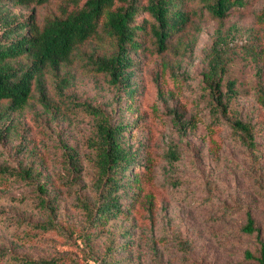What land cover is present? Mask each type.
Here are the masks:
<instances>
[{
    "label": "rangeland",
    "instance_id": "rangeland-1",
    "mask_svg": "<svg viewBox=\"0 0 264 264\" xmlns=\"http://www.w3.org/2000/svg\"><path fill=\"white\" fill-rule=\"evenodd\" d=\"M63 2L36 9L6 3L3 10L21 19L35 12L41 22ZM187 6L192 18L183 34L193 44L180 48L174 36L160 53L147 40L132 53L130 98L107 75L91 71L86 55L98 50L87 43L67 67L72 82L62 92L47 76L50 107L36 92L27 108L7 119L0 166L29 168L33 176H0V264H23L20 256L102 264L109 246L116 247L111 264H257L246 253L256 254L264 241V0H250L222 22L200 0ZM216 41L238 92L230 113L254 126L255 152L212 112L204 72ZM84 102L114 124L131 122L124 140L137 152L123 177L129 187L120 200L123 212L101 223L90 213L101 202L98 117L78 106ZM69 149L78 168L70 165ZM248 211L260 233L242 231Z\"/></svg>",
    "mask_w": 264,
    "mask_h": 264
},
{
    "label": "trees",
    "instance_id": "trees-1",
    "mask_svg": "<svg viewBox=\"0 0 264 264\" xmlns=\"http://www.w3.org/2000/svg\"><path fill=\"white\" fill-rule=\"evenodd\" d=\"M49 1L0 0V138L8 129L5 127L7 119L27 108L36 92L44 106L50 107L47 76L57 79L62 92L72 82L66 73L67 67L75 63L82 54L81 46L87 43H93L98 50L86 55L91 71L107 75L109 83L117 90H124L129 98L134 91L130 82V68L135 65L133 52L139 51L149 39H153L160 53L171 47L170 41L174 36H177L175 44L180 48H188L192 43V38L188 40L183 34L192 18L188 0H64L59 13L46 16L41 22L35 12L21 19L3 10L6 3L36 9ZM200 1L214 18L222 22L233 9L246 6L250 0ZM143 13L147 16H142ZM140 16L142 18L138 21ZM221 45L217 41L214 44L204 72L211 109L215 116L227 119L233 135L255 152L258 144L254 126L242 116L230 113L238 92L235 80L227 76L228 63ZM78 106L98 117L94 142L101 202L90 213L93 221L101 223L123 212L120 200L129 189L123 177L137 157L136 150H132L124 140L125 131L132 123L121 121L114 124L92 105L84 102ZM67 155L71 167L78 168L79 159L73 149L67 150ZM254 159L262 169L259 153ZM0 176L4 179H27L33 176V172L29 168L0 166ZM41 189L46 191L44 186ZM50 202L47 197L41 199L45 208L53 210ZM242 231L260 233L250 211ZM115 248L109 246L108 254L113 255ZM109 255L102 256V264H111ZM246 257L254 259L257 264H264V241L260 242L256 254L248 251ZM18 260L23 264H66L62 257L20 256Z\"/></svg>",
    "mask_w": 264,
    "mask_h": 264
}]
</instances>
